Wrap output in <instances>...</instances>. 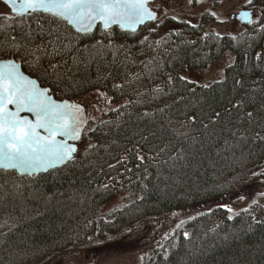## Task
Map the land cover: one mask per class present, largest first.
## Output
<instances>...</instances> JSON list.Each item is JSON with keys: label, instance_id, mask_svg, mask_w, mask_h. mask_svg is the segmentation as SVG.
I'll list each match as a JSON object with an SVG mask.
<instances>
[{"label": "trees", "instance_id": "obj_1", "mask_svg": "<svg viewBox=\"0 0 264 264\" xmlns=\"http://www.w3.org/2000/svg\"><path fill=\"white\" fill-rule=\"evenodd\" d=\"M207 1L196 23L165 16L135 32L81 34L50 14L0 12V60L18 61L56 100L99 90L117 102L85 121L63 166L0 170V264H47L203 205L147 264H264V198L238 211L220 203L264 165V0H247L255 16L236 34L205 30L220 0ZM227 51L220 81L181 76ZM119 194L124 203L102 214Z\"/></svg>", "mask_w": 264, "mask_h": 264}, {"label": "snow or ice", "instance_id": "obj_2", "mask_svg": "<svg viewBox=\"0 0 264 264\" xmlns=\"http://www.w3.org/2000/svg\"><path fill=\"white\" fill-rule=\"evenodd\" d=\"M3 3L17 17L45 12L66 20L81 32L91 31L97 22L104 31L112 25L135 31L136 24L156 19L145 9L146 0H3ZM241 15L247 17L249 13ZM45 96L46 90H38L34 81L26 80L17 65L8 62L0 66V168L34 175L70 160L77 151L67 145V140L79 137L77 117L72 114V125L63 122L70 114L64 110L76 106L57 105L51 99L45 100ZM9 104L15 105L14 113L8 111ZM21 112L34 113L36 122L19 119ZM38 129L48 136H40ZM58 135L65 137V141H57Z\"/></svg>", "mask_w": 264, "mask_h": 264}, {"label": "rangeland", "instance_id": "obj_3", "mask_svg": "<svg viewBox=\"0 0 264 264\" xmlns=\"http://www.w3.org/2000/svg\"><path fill=\"white\" fill-rule=\"evenodd\" d=\"M247 0H220L219 5L212 12V18L205 23L206 31H216L220 34H236L245 29V24L231 15L246 9ZM207 0H155L150 7L158 12L159 20L165 16H173L177 20L197 22L199 16L208 10ZM0 12L8 13L9 9L0 2ZM207 19V18H206ZM264 53V49H263ZM226 55V56H225ZM222 58L208 65L204 69H190L182 73V77L200 85H209L220 81L225 69L234 61V53L227 51ZM85 109V120L96 123L108 111L117 106L102 91L91 90L79 98L72 106ZM256 178L242 189L232 194L220 203L232 211L247 208L258 198H264V165L256 173ZM124 196L119 194L108 201L102 208V214L124 203ZM209 206L203 205L184 211L169 213L161 218L147 221L128 231L122 236L109 238L83 250L64 253L52 259L47 264H147L154 250L164 247L166 252L168 243L180 232L186 233L187 221L193 216L204 212Z\"/></svg>", "mask_w": 264, "mask_h": 264}, {"label": "water", "instance_id": "obj_4", "mask_svg": "<svg viewBox=\"0 0 264 264\" xmlns=\"http://www.w3.org/2000/svg\"><path fill=\"white\" fill-rule=\"evenodd\" d=\"M153 1H155V0H146V3H145V9H146L148 12H151V13L156 17V19H157V17H158L157 12L154 11V10L150 7V5H149V4L152 3ZM0 2L3 3V0H0ZM3 4H4V3H3ZM4 5L9 9V11H10V13H11L12 15H15V14L11 11V9H10L6 4H4ZM244 12L249 13V15H248L247 17H245V16L243 17L241 14L244 13ZM29 13H31V12H29ZM41 13H45V12H41ZM46 14H48V13H46ZM58 18H59V17H58ZM231 18H238V19H241V21H242L244 24H247V23H249V22L253 19V13H252L251 10H240L237 14L231 15ZM60 19H61L62 21H64V22H66L67 25L70 26V27H71L75 32H77V33H81V34L92 33L97 27H100L102 30H104L103 27H102V25L100 24V22H97V23L93 26V28L91 29V31H89V32H81V31H77L76 28H75L73 25L69 24L66 20H64V19H62V18H60ZM156 19H155V20H156ZM155 20H146L145 23H143V24H136V25H135V29H136L135 31H137L141 26L145 25L146 23H151V22H154ZM263 26H264V24H263ZM113 27H118V28H120V29L123 30V31L135 32V31H132L130 28H122V25H112L110 28H113ZM110 28H109V29H110ZM8 62H11V63H14L15 65H17V66H18V71H19V73H20V74H21L26 80L34 81V82H35V86H36V88H37L38 90H42V91H43V90H46V96H45V98H44L45 100H47V99H51V100H52L55 104H57V105H64V104H67V105H69V106H72V102H71L70 100H67V99H64V100H56L51 94H49V88H47V87H42V86L39 84V82H38L35 78H33V77L27 75V74L22 70L21 64H20L18 61L14 60V59L0 60V66H2L4 63H8ZM7 108H8V111H9V112H13V113H14V112L16 111V108H15V105H14V104H9V105L7 106ZM77 109H79V111H77ZM64 111L70 113L68 116H66V117L64 118V121H63L64 123H66V124H68V125H72V124H73L72 114H75L76 117H77V121H78V123H79V129H78V131H79V137H78V139L67 140V145H68V146H71V147H75L76 149H78V142H79L80 139H81L82 132H83V128H84V125H85V113H84L83 109H81V108H68V109H65ZM18 118H19V119L27 118L28 120L32 121L33 123L36 122V116H35V114H34V113H30V112H21V113H19V117H18ZM37 132H38V134H39L40 136H44V137H47V136H48V133L45 132L43 129H38ZM56 140H57V141H61V142H63V141H65V137H62V136H59V135H58V136H56ZM76 153H77V151H76L75 153H73L72 157L75 156ZM67 161H69V160H67ZM67 161H65V162H63V163H61V164H59V165H58L57 167H55V168L49 169L48 171L63 166L65 163H67ZM0 170H3V171H15L18 175H27V174H25V173H23V172H21L20 170H17V169H7V170H6V169H2V168H0ZM48 171H47V172H48ZM40 173H46V172H37V173L34 174V175H37V174H40ZM27 176H32V175H27Z\"/></svg>", "mask_w": 264, "mask_h": 264}, {"label": "bare ground", "instance_id": "obj_5", "mask_svg": "<svg viewBox=\"0 0 264 264\" xmlns=\"http://www.w3.org/2000/svg\"><path fill=\"white\" fill-rule=\"evenodd\" d=\"M247 9H248V8H247ZM249 10H250V9H249ZM158 15H159V14H158ZM254 16H255V14H254ZM254 16H253V17H254ZM240 20H241V19H240ZM205 22H206V21H205ZM241 22H242V21H241ZM197 24H198V23H197ZM248 24H249V23H248ZM224 55H225V54H224ZM225 56H226V55H225ZM194 84H195V83H194ZM128 89H129V88H128Z\"/></svg>", "mask_w": 264, "mask_h": 264}, {"label": "flooded vegetation", "instance_id": "obj_6", "mask_svg": "<svg viewBox=\"0 0 264 264\" xmlns=\"http://www.w3.org/2000/svg\"><path fill=\"white\" fill-rule=\"evenodd\" d=\"M244 17V16H243ZM81 109H83V108H81ZM84 110V112H85V109H83Z\"/></svg>", "mask_w": 264, "mask_h": 264}]
</instances>
